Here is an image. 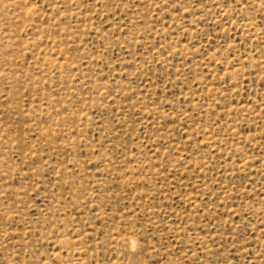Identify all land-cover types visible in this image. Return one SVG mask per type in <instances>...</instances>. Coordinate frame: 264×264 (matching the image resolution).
I'll use <instances>...</instances> for the list:
<instances>
[{"label":"rangeland","instance_id":"374dc122","mask_svg":"<svg viewBox=\"0 0 264 264\" xmlns=\"http://www.w3.org/2000/svg\"><path fill=\"white\" fill-rule=\"evenodd\" d=\"M0 162V264H264V0H0Z\"/></svg>","mask_w":264,"mask_h":264},{"label":"bare ground","instance_id":"6f19581e","mask_svg":"<svg viewBox=\"0 0 264 264\" xmlns=\"http://www.w3.org/2000/svg\"><path fill=\"white\" fill-rule=\"evenodd\" d=\"M30 15H31V13H30ZM29 21V20H28ZM86 27V26H85ZM45 30V29H44ZM44 34V33H43ZM31 42V41H30ZM66 59V58H65ZM53 63V62H52ZM52 63H51V65H52ZM54 64V63H53ZM49 65H50V63H49ZM50 65V66H51ZM55 67V66H54ZM49 68V67H48ZM54 71V70H53ZM44 77V76H43ZM29 79V78H28ZM102 94V93H101ZM52 101V100H51ZM2 113V112H1ZM32 120V119H31ZM30 127L32 128V130H37V132L40 134V135H42V136H46V131H45V128H44V130L43 129H41V128H39V127H37L35 124H30ZM4 129V128H3ZM50 129V128H49ZM4 131V130H3ZM41 142V141H40ZM42 143V142H41ZM54 145V144H53ZM73 148V147H72ZM27 156V155H26ZM26 158V157H25ZM1 163V162H0ZM6 167V166H5ZM4 175V174H3ZM2 196V195H1ZM116 241H119V242H121V243H124L126 246H127V248L128 249H132V248H134V246H135V242H134V240L131 238V237H128V236H126V237H124V236H122V237H118V238H116ZM62 242H64V240H62Z\"/></svg>","mask_w":264,"mask_h":264}]
</instances>
